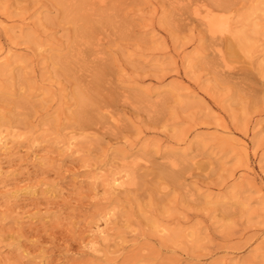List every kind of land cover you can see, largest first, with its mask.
<instances>
[{
    "label": "rangeland",
    "instance_id": "374dc122",
    "mask_svg": "<svg viewBox=\"0 0 264 264\" xmlns=\"http://www.w3.org/2000/svg\"><path fill=\"white\" fill-rule=\"evenodd\" d=\"M0 149V264H264V0H0Z\"/></svg>",
    "mask_w": 264,
    "mask_h": 264
},
{
    "label": "bare ground",
    "instance_id": "6f19581e",
    "mask_svg": "<svg viewBox=\"0 0 264 264\" xmlns=\"http://www.w3.org/2000/svg\"><path fill=\"white\" fill-rule=\"evenodd\" d=\"M104 1V0H101ZM113 2V0H112ZM213 10V9H212ZM197 11V10H196ZM210 11V10H209ZM198 12V11H197ZM201 17V20L203 19V21L205 22V24L207 25L208 31L210 32V34L217 39H221L223 36H225L226 34L231 33V30L229 28L228 25V21L227 18L223 17L222 15H211L209 12H202L200 10V12L196 13ZM203 22V23H204ZM225 61V60H224ZM223 61V62H224ZM3 136V135H2ZM2 138V137H1ZM1 150V149H0ZM139 158V157H138ZM142 159H139L137 161H134V164H138L139 161H141ZM144 161V160H143ZM131 162V161H130ZM142 164V163H141ZM144 164V163H143ZM130 166V165H129ZM132 166V165H131ZM137 166V165H136ZM139 166V164H138ZM133 167V166H132ZM137 168V167H136ZM114 180V179H113ZM112 181V180H111ZM117 180L114 181V183H116ZM113 182V181H112ZM118 183V182H117ZM118 188V187H117ZM116 189V188H115ZM25 192V191H24ZM115 193V192H114ZM19 195V194H18ZM101 233V232H100Z\"/></svg>",
    "mask_w": 264,
    "mask_h": 264
}]
</instances>
